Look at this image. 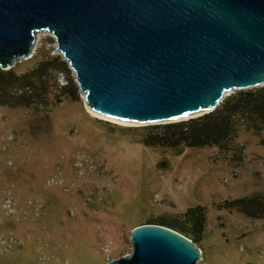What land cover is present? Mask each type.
Wrapping results in <instances>:
<instances>
[{
    "label": "rangeland",
    "instance_id": "374dc122",
    "mask_svg": "<svg viewBox=\"0 0 264 264\" xmlns=\"http://www.w3.org/2000/svg\"><path fill=\"white\" fill-rule=\"evenodd\" d=\"M56 48L50 30L36 33L32 56H60L48 99L30 105L0 92V264H108L132 253L137 226L189 227L184 212L197 204L201 246L186 235L202 252L196 264H264V215L226 206L264 194V130L241 129L232 150L147 147L145 125L90 112ZM28 58L15 62L18 74L35 65Z\"/></svg>",
    "mask_w": 264,
    "mask_h": 264
},
{
    "label": "water",
    "instance_id": "95a60500",
    "mask_svg": "<svg viewBox=\"0 0 264 264\" xmlns=\"http://www.w3.org/2000/svg\"><path fill=\"white\" fill-rule=\"evenodd\" d=\"M42 30L53 33L90 110L142 125L264 85V0H0V67L32 56ZM131 243L129 256L108 264L202 257L186 235L154 223L133 229Z\"/></svg>",
    "mask_w": 264,
    "mask_h": 264
},
{
    "label": "trees",
    "instance_id": "16d2710c",
    "mask_svg": "<svg viewBox=\"0 0 264 264\" xmlns=\"http://www.w3.org/2000/svg\"><path fill=\"white\" fill-rule=\"evenodd\" d=\"M28 59H33L35 65L22 74L17 73V65L9 69L0 67V92L1 95L8 92L11 99L32 105L38 100L48 99L50 90L53 89L49 82V73L53 65L60 60V56L50 55L38 59L37 55H33ZM62 63L63 66L67 65L66 60H62ZM9 81H19L25 86L20 91L11 93ZM68 88L67 85L61 86L60 91ZM139 128L144 130L141 142L150 148L160 146L185 150L215 146L221 150L235 149L234 141L241 129L255 133L264 130V85L254 89L237 90L226 96L213 111L203 115ZM226 206L236 208L248 217H263L264 194L257 193L227 200ZM184 217L189 227L167 222L163 224L190 236L201 246L200 234L206 219L205 207L201 204L190 206L184 212Z\"/></svg>",
    "mask_w": 264,
    "mask_h": 264
},
{
    "label": "bare ground",
    "instance_id": "6f19581e",
    "mask_svg": "<svg viewBox=\"0 0 264 264\" xmlns=\"http://www.w3.org/2000/svg\"><path fill=\"white\" fill-rule=\"evenodd\" d=\"M260 84H264V81H262ZM216 105H217V102H215L208 110H206L204 112H201L199 114H196V115H193V116H189V117L174 119V120H168V121H177V120L179 121V120H184V119L200 116L202 114H205L207 112L212 111L216 107ZM86 106L90 110V107H89V104H88L87 101H86ZM90 112L92 114H94L95 116H98V117H101V118L112 119V120H115V121L128 122V123H134V124H146V123L137 122V121H133V120H126V119L117 118V117L110 116V115H107V114H104V113H100V112H97V111H94V110H90ZM158 122H165V121H158Z\"/></svg>",
    "mask_w": 264,
    "mask_h": 264
}]
</instances>
